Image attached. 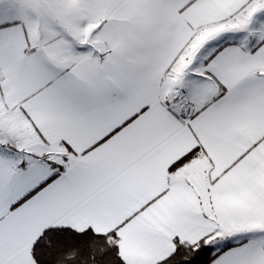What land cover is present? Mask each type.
Segmentation results:
<instances>
[{"label":"snow or ice","instance_id":"1","mask_svg":"<svg viewBox=\"0 0 264 264\" xmlns=\"http://www.w3.org/2000/svg\"><path fill=\"white\" fill-rule=\"evenodd\" d=\"M0 264H264V0H0Z\"/></svg>","mask_w":264,"mask_h":264}]
</instances>
